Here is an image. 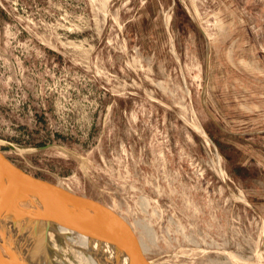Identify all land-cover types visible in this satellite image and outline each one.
I'll list each match as a JSON object with an SVG mask.
<instances>
[{
    "label": "rangeland",
    "instance_id": "374dc122",
    "mask_svg": "<svg viewBox=\"0 0 264 264\" xmlns=\"http://www.w3.org/2000/svg\"><path fill=\"white\" fill-rule=\"evenodd\" d=\"M0 151L153 264H264V0H0ZM73 242L49 264H93Z\"/></svg>",
    "mask_w": 264,
    "mask_h": 264
},
{
    "label": "water",
    "instance_id": "95a60500",
    "mask_svg": "<svg viewBox=\"0 0 264 264\" xmlns=\"http://www.w3.org/2000/svg\"><path fill=\"white\" fill-rule=\"evenodd\" d=\"M5 145L17 151L13 145ZM49 147L51 145L42 149ZM0 199L10 207L9 212L0 217V264H45L50 234L55 226L81 230L93 238L108 240L131 264H153L143 251L133 224L115 205L80 187L29 173L1 151ZM55 203L67 209L57 210ZM95 229L105 236L99 238L101 234ZM9 234H13L11 240L14 245L7 251L6 259L1 249ZM38 236L40 246L37 244ZM28 237L31 239L21 253L23 241ZM87 254L98 263L91 251Z\"/></svg>",
    "mask_w": 264,
    "mask_h": 264
},
{
    "label": "bare ground",
    "instance_id": "6f19581e",
    "mask_svg": "<svg viewBox=\"0 0 264 264\" xmlns=\"http://www.w3.org/2000/svg\"><path fill=\"white\" fill-rule=\"evenodd\" d=\"M55 208L57 210H66V206L62 204L55 203ZM10 210V207L5 205L4 201L0 199V217L7 214ZM99 235V238L102 235L103 232H100V230L95 229ZM51 232H55L61 237H64L67 239V237L72 238L75 240V242L72 243V246L76 249H79L83 251L84 253H87L88 251H91L92 254L97 258L98 263L93 262V264H131L127 257H125L119 249H117L113 244H110L108 240H100L98 238H93L89 236L87 233L81 231V230H75L71 228H61L59 226H55ZM51 235V234H50ZM13 234L7 235L6 239L4 240V244L1 249V254L3 257H6L8 259V250L11 246L14 245V242H12ZM31 238H27L23 241V244L21 246V253H23L29 243ZM37 244L40 246L41 240L40 236L37 237ZM52 248V247H51ZM45 264H49L48 260L45 262Z\"/></svg>",
    "mask_w": 264,
    "mask_h": 264
}]
</instances>
